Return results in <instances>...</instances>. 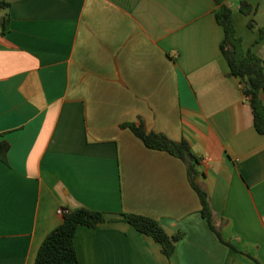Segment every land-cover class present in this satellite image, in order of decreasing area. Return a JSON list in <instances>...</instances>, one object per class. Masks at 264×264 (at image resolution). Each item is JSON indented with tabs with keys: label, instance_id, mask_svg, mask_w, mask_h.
<instances>
[{
	"label": "crops",
	"instance_id": "obj_1",
	"mask_svg": "<svg viewBox=\"0 0 264 264\" xmlns=\"http://www.w3.org/2000/svg\"><path fill=\"white\" fill-rule=\"evenodd\" d=\"M227 4L244 48L264 60L248 29L251 19L264 27V0ZM217 9L214 0H0V32L10 16L0 140L11 145L0 160V264H35L64 221L58 210L80 207L148 216L182 237L169 259L128 223L80 226L79 264H264V135L229 76ZM125 123L189 142L232 247L203 218L185 163Z\"/></svg>",
	"mask_w": 264,
	"mask_h": 264
},
{
	"label": "trees",
	"instance_id": "obj_2",
	"mask_svg": "<svg viewBox=\"0 0 264 264\" xmlns=\"http://www.w3.org/2000/svg\"><path fill=\"white\" fill-rule=\"evenodd\" d=\"M214 2L218 6L217 21L225 30V38L221 48L229 66V76L240 81L243 94L249 100L254 126L260 134L264 135V99L262 98L264 92V60L253 49L244 48L243 38L236 27L234 10L227 4V0H214ZM2 5L4 6V4ZM240 11L246 15L253 14V8L246 2L241 3ZM9 22V15L3 17L1 35L7 34ZM248 27L258 32L257 43L264 41V27H258L254 19L249 21ZM122 128L130 129L147 148L167 152L185 163L189 183L201 201L203 218L219 239L232 247L222 239L219 229L214 224L209 193L199 182L198 165L200 160L193 153L189 142L186 139L174 141L165 134L147 132L143 123H125ZM10 148L11 145L8 141L0 140L1 161L7 162ZM106 222H125L132 225L137 231L152 237L159 243L163 254L169 259L173 257L176 244L182 237L181 234L168 235L159 221L148 216L122 213L118 218L108 219L102 211L80 207L68 211L64 215L63 223L46 237L40 247L35 264H79L74 245L77 229L80 226L94 228Z\"/></svg>",
	"mask_w": 264,
	"mask_h": 264
},
{
	"label": "built area",
	"instance_id": "obj_3",
	"mask_svg": "<svg viewBox=\"0 0 264 264\" xmlns=\"http://www.w3.org/2000/svg\"><path fill=\"white\" fill-rule=\"evenodd\" d=\"M67 212H68V211H66V210H64V209H59V210H58L59 215H63V216H64Z\"/></svg>",
	"mask_w": 264,
	"mask_h": 264
},
{
	"label": "rangeland",
	"instance_id": "obj_4",
	"mask_svg": "<svg viewBox=\"0 0 264 264\" xmlns=\"http://www.w3.org/2000/svg\"><path fill=\"white\" fill-rule=\"evenodd\" d=\"M238 16H240V14H238ZM236 20V19H235ZM236 27H237V30H241L242 28H240L241 27V25H240V23H239V26L237 25V21H236ZM248 29H250L249 27H248ZM251 30V29H250ZM249 31V30H248ZM253 31V30H252ZM249 32H251V31H249ZM251 33H253V32H251ZM248 37V36H247ZM249 38V37H248Z\"/></svg>",
	"mask_w": 264,
	"mask_h": 264
}]
</instances>
